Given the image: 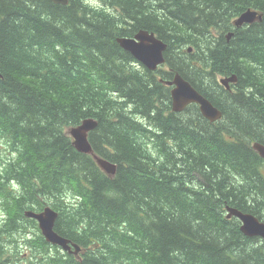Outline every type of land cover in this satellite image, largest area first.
Segmentation results:
<instances>
[{"label":"trees","instance_id":"obj_1","mask_svg":"<svg viewBox=\"0 0 264 264\" xmlns=\"http://www.w3.org/2000/svg\"><path fill=\"white\" fill-rule=\"evenodd\" d=\"M248 10L262 19L236 27ZM141 30L168 44L169 71L117 41ZM175 73L223 118L173 112L160 79ZM90 118L113 177L73 146L69 128ZM0 141V264H264V242L227 218L264 207L250 146L264 144V0H0ZM48 206L79 255L25 215Z\"/></svg>","mask_w":264,"mask_h":264},{"label":"water","instance_id":"obj_2","mask_svg":"<svg viewBox=\"0 0 264 264\" xmlns=\"http://www.w3.org/2000/svg\"><path fill=\"white\" fill-rule=\"evenodd\" d=\"M55 4L67 5L68 0H51ZM261 19L258 12L248 10L236 21V26L240 27L244 24H252L255 21ZM118 42L126 51L130 52L134 58L146 66L149 70H156L159 65L165 63L164 53L168 46L162 40L158 39L154 33H150L145 30H141L133 38H120ZM191 50V49H190ZM229 82L236 83L237 77L233 76L228 79H222L221 83L228 85ZM169 85H175L172 91L173 96V111L183 112L190 104L200 105L201 112L205 118L211 122H215L221 119L222 112L216 108L212 102L201 95L194 89L192 84L185 80L181 75H176ZM98 122L94 119H88L73 129L70 134L75 139L74 146L76 149L85 154H93V148L88 140V135L91 131L97 128ZM255 148L258 149L261 155L264 157V147L260 144H256ZM95 158L98 164L107 172L115 173L116 166L111 164L105 159H100L97 156ZM228 218H238L242 225L241 231L248 237H259L264 240V223H260L255 217L251 215H245L236 208H227ZM28 218L35 219L39 228L45 237L46 241L52 245L60 246L66 251L71 250V241L62 237L55 231L56 222L58 219V213L53 211L50 207H46L42 212L36 213L28 211L25 213ZM75 246V245H74Z\"/></svg>","mask_w":264,"mask_h":264},{"label":"bare ground","instance_id":"obj_3","mask_svg":"<svg viewBox=\"0 0 264 264\" xmlns=\"http://www.w3.org/2000/svg\"><path fill=\"white\" fill-rule=\"evenodd\" d=\"M51 1V0H50ZM69 1V0H68ZM69 4V3H68ZM243 15V14H242ZM241 15V16H242ZM260 16H261V19H262V15L261 14H259ZM240 16V17H241ZM239 17V18H240ZM239 18H237L236 20H235V22H234V24H235V26H236V21L239 19ZM261 19H259V20H257V21H260ZM256 22V21H255ZM245 25V24H244ZM236 27H238V26H236ZM241 27V26H240ZM139 33V32H138ZM137 33V34H138ZM151 33V32H150ZM135 37V36H134ZM157 37V36H156ZM232 37V34H229L228 35V40H230V38ZM120 38H130V37H120ZM120 38H118V39H120ZM131 38H133V37H131ZM158 38V37H157ZM118 39H117V41H118ZM159 39V38H158ZM160 40H162V39H160ZM163 41V40H162ZM164 42V41H163ZM164 43H166V42H164ZM120 44V43H119ZM167 44V43H166ZM167 46H168V44H167ZM122 47V46H121ZM167 51V50H166ZM192 51V49L190 50L189 49V52H191ZM134 57V56H133ZM164 58H165V63L164 64H162V65H159L158 66V68L156 69V70H154V71H152V70H150V71H152V72H159L161 69H163L164 68V66L166 65V57H165V53H164ZM139 62V61H138ZM140 63V62H139ZM142 64V63H141ZM143 65V64H142ZM144 66V65H143ZM146 67V66H145ZM166 67V66H165ZM147 68V67H146ZM149 70V69H148ZM163 70H165V71H169V69L168 68H165V69H163ZM176 75H181L180 73H175L174 74V76L171 78V79H169V80H163V79H160L161 80V82H163L164 84H165V86L166 87H168L169 89H170V95H171V104H172V110H173V102H174V100L172 99L173 98V96H172V91H173V89L175 88V85H169L168 83L169 82H172L173 80H174V78L176 77ZM182 76V75H181ZM233 76H236V75H230V76H222L221 78H220V80H219V83H220V85L221 86H224L225 88H227V90H233L232 89V86H234V84L235 83H233V82H229V84L228 85H225V84H222L221 83V80L222 79H228V78H231V77H233ZM183 77V76H182ZM237 77V76H236ZM184 78V77H183ZM185 79V78H184ZM186 80V79H185ZM188 81V80H187ZM237 81H238V77H237ZM162 83V84H163ZM232 85V86H231ZM193 86V85H192ZM194 87V86H193ZM194 89L195 90H197L195 87H194ZM198 91V90H197ZM199 92V91H198ZM201 95H203L201 92H199ZM205 98H207L205 95H203ZM210 102H212L209 98H207ZM213 103V102H212ZM191 105H197V106H199V110H200V112H201V109H200V105H198V104H190L189 106H191ZM213 105H214V103H213ZM188 106V107H189ZM215 106V105H214ZM187 107V108H188ZM216 107V106H215ZM186 108V109H187ZM216 108H218V107H216ZM185 109V110H186ZM219 109V108H218ZM184 110V111H185ZM221 112H222V110L221 109H219ZM183 111V112H184ZM173 112H175V111H173ZM183 112H176V113H183ZM201 115L203 116V114H202V112H201ZM204 117V116H203ZM205 118V117H204ZM223 118V112H222V117H221V119ZM90 119H93V118H90ZM207 119V118H206ZM220 119V120H221ZM86 120H88V119H86ZM95 121H97L96 119H94ZM208 120V119H207ZM85 121V120H84ZM208 121H210V120H208ZM219 121V120H218ZM98 122V121H97ZM211 122V121H210ZM215 122H217V121H215ZM83 123V121L81 122V124ZM81 124H79V125H81ZM79 125H77V126H79ZM77 126H74V127H71V128H69V130H68V133H69V135H70V137L72 138V143H73V146H74V142H75V139L72 137V135L70 134V131H71V129H73V128H75V127H77ZM98 126H99V122H98ZM97 126V127H98ZM97 128H95L93 131H95ZM93 131H91L90 133H89V135H88V140H89V143L91 144V142H90V139H89V136H90V134L93 132ZM255 143V142H254ZM256 145V144H255ZM260 145H262L263 147H264V144H260ZM91 146H92V144H91ZM251 146V145H250ZM75 147V146H74ZM76 148V147H75ZM92 148H93V146H92ZM254 149L257 151L256 153L258 154V156H260V158L263 160L264 159V157L261 155V153H260V151L258 150V149H256L255 148V146H254ZM77 150V149H76ZM78 151V150H77ZM80 152V151H79ZM82 153V152H81ZM83 154H85V153H83ZM86 155H91V156H93V158L95 159V161L97 162V164H98V161H97V159L95 158V156H97L98 158H100V159H104L103 157H100L99 155H97L96 153H95V151H94V149H93V154H86ZM105 160H107V159H105ZM108 162H110L111 164H113V165H115L116 166V171H115V173H107L99 164H98V166L101 168V170L103 171V172H105L107 175H109V176H111V177H113V176H115L116 175V173H117V168H118V166L115 164V163H113V162H111V161H109V160H107ZM48 207H50V206H48ZM53 211H55L52 207H50ZM239 211H241V210H239ZM55 212H57V211H55ZM58 213V212H57ZM241 213H243V214H245V215H251V216H253V217H255L260 223H262L261 221H260V219L259 218H257L254 214H252V213H247V212H243V211H241ZM58 215H59V213H58ZM238 219V218H237ZM239 220V219H238ZM240 221V220H239ZM241 222V221H240ZM57 232V231H56ZM58 233V232H57ZM59 234V233H58ZM59 235H61V234H59ZM62 236V235H61ZM247 236V235H246ZM62 237H64V236H62ZM248 237V236H247ZM64 238H66V237H64ZM249 238H259V237H249ZM66 239H68V238H66ZM68 240H70V239H68ZM71 241V240H70ZM75 245V246H74ZM70 246H71V250L70 251H66V250H64L62 247H60V246H57V247H59L60 248V250L63 252V253H68V254H70V255H75V256H77V255H79L80 254V252H81V248L79 247V245H77L76 243H74L73 241H71V243H70Z\"/></svg>","mask_w":264,"mask_h":264},{"label":"rangeland","instance_id":"obj_4","mask_svg":"<svg viewBox=\"0 0 264 264\" xmlns=\"http://www.w3.org/2000/svg\"><path fill=\"white\" fill-rule=\"evenodd\" d=\"M94 4L96 6H100V3H98V2H94ZM10 158H12V155L9 152V149H8V146L6 145V142L5 141H0V165L2 166L3 165V162L9 160ZM50 207H52V206H50ZM1 214L2 213L0 212V218L3 217Z\"/></svg>","mask_w":264,"mask_h":264},{"label":"flooded vegetation","instance_id":"obj_5","mask_svg":"<svg viewBox=\"0 0 264 264\" xmlns=\"http://www.w3.org/2000/svg\"><path fill=\"white\" fill-rule=\"evenodd\" d=\"M255 144H261V143H258V142H255V143H251V146H252V149L257 152L255 149H254V146ZM263 164H264V159H263ZM257 213L260 215L258 216ZM252 214H254L257 218L260 219L261 222L264 223V207H259L258 209H254V211L252 210ZM262 217V218H261ZM261 240V239H260ZM263 241V240H261ZM264 242V241H263ZM259 242L256 243V245H258Z\"/></svg>","mask_w":264,"mask_h":264}]
</instances>
